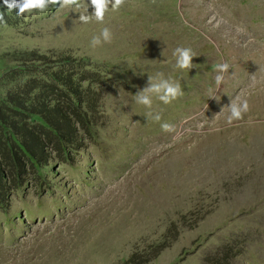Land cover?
<instances>
[{"label": "rangeland", "instance_id": "rangeland-1", "mask_svg": "<svg viewBox=\"0 0 264 264\" xmlns=\"http://www.w3.org/2000/svg\"><path fill=\"white\" fill-rule=\"evenodd\" d=\"M82 11L50 6L0 25L2 115L18 127L2 101L23 98L27 80L59 87L50 75L62 69L57 81L79 75L82 119L67 126L66 152L0 179V264H264V0H126L88 24ZM105 27L111 43L93 47ZM177 47L196 53L193 69L176 68ZM157 73L184 95L148 109L134 95ZM237 96L250 111L228 125ZM113 186L128 199L129 228L84 239L79 212Z\"/></svg>", "mask_w": 264, "mask_h": 264}, {"label": "trees", "instance_id": "trees-1", "mask_svg": "<svg viewBox=\"0 0 264 264\" xmlns=\"http://www.w3.org/2000/svg\"><path fill=\"white\" fill-rule=\"evenodd\" d=\"M3 2L4 0H0V13H3L6 22H0V25L20 24L26 13L22 16L17 15L15 10H7ZM62 72L64 71L61 69L50 75L53 82H59L60 88L50 89L51 84L48 82L39 90L37 85L39 83L27 80L22 82L24 84L22 87L25 89L23 98L11 100L9 97L5 102L2 101L1 104L7 105L4 109L10 116H19L20 122L18 127H15L0 112V179L21 180L27 166L37 168L41 162H44L42 158L44 152L47 150L58 152L59 149L66 152L65 148L67 149L71 144L67 126L82 122L79 113L74 111L80 106L81 101L77 88H73L74 77L71 78V74L79 75L72 71L64 77L65 81H57L56 75ZM85 80V77H80L78 83ZM29 94L32 98L24 99ZM44 94H48L50 99L45 100L41 110L31 111L33 104L38 105L37 101L44 98L42 97ZM62 104L66 107H62ZM61 109H69V111ZM31 119L36 123L35 125L30 122ZM10 172L11 177H9Z\"/></svg>", "mask_w": 264, "mask_h": 264}, {"label": "clouds", "instance_id": "clouds-1", "mask_svg": "<svg viewBox=\"0 0 264 264\" xmlns=\"http://www.w3.org/2000/svg\"><path fill=\"white\" fill-rule=\"evenodd\" d=\"M125 4L126 0H4L3 2V6L7 10H15L16 14L20 16L34 11L45 12L50 6H55L59 9H82L83 11L79 15L78 20L83 24H88L93 20L103 23L106 13L110 10L117 11ZM89 8L93 10L91 14H89ZM0 22H6L4 21L3 13H0ZM111 41L112 32L105 27L99 35L93 36L91 45L97 47L102 43H111ZM174 56L176 57V68L181 70L193 69V58H195L196 53L191 48L177 47L174 51ZM229 68L230 65L227 62L216 65L218 74L215 76V81L218 86L223 83L224 74L229 72ZM183 95L181 84L178 81L165 78L163 73H157L155 77L149 76L147 86L143 90H139L134 96L137 104L151 109L154 97L167 105ZM226 108L230 113L227 116L228 125H231L234 121H242L244 115L250 111L247 99H241L239 96L230 100V104ZM149 116L156 122L161 120L159 113L153 114L149 112ZM161 128L164 131H169L172 126L168 123H162Z\"/></svg>", "mask_w": 264, "mask_h": 264}, {"label": "bare ground", "instance_id": "bare-ground-1", "mask_svg": "<svg viewBox=\"0 0 264 264\" xmlns=\"http://www.w3.org/2000/svg\"><path fill=\"white\" fill-rule=\"evenodd\" d=\"M119 186L107 188L98 199L90 201L86 208L79 212V224L84 233V239L87 236L96 241L115 239L117 235L129 228L127 220L129 214L126 210L128 199L125 198L124 193H121ZM96 195L94 192L91 193L94 198ZM109 217H112L111 222L108 221ZM109 223L111 226L108 225Z\"/></svg>", "mask_w": 264, "mask_h": 264}]
</instances>
